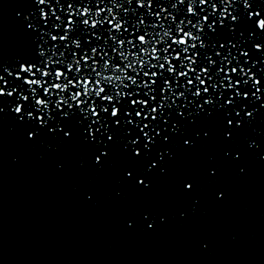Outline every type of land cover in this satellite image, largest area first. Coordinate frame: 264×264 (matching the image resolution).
Instances as JSON below:
<instances>
[{"label":"water","instance_id":"water-1","mask_svg":"<svg viewBox=\"0 0 264 264\" xmlns=\"http://www.w3.org/2000/svg\"><path fill=\"white\" fill-rule=\"evenodd\" d=\"M118 2L129 12L136 8L137 15L147 11ZM160 2L178 18L187 15V3ZM251 2L250 10L264 15V0ZM212 3L223 10L221 0ZM90 6L95 12V0ZM100 6L110 7L111 0ZM233 6L244 11L243 0ZM42 7L36 0H0V75L15 85L22 81L3 69L37 62L38 45L23 17L35 12L33 19L38 18ZM205 8V14L212 11L197 4L198 12ZM53 9L66 24L64 0H51L45 10L51 15ZM54 20L53 15L49 24ZM81 32L73 36L79 35L85 48L104 43L93 39L89 45L88 33ZM244 33L241 50L249 52L244 67L261 79L260 99L252 97L250 81L242 91L251 99L237 97L235 106H228L232 92L224 91L222 98L217 93L214 99L225 107L205 105L210 116L182 107L185 117L173 115L147 156L142 133L131 125V134L114 126L113 141L105 137L104 144L86 141L74 121L70 139L47 129L29 139L30 125L21 123L7 102L0 105V264H264V50L255 48L264 45V30L249 21ZM55 34L63 35V28ZM219 38L232 36L222 28ZM205 51L214 54L209 47L201 58ZM203 99L207 96L196 104ZM240 104L247 107L242 111ZM229 119L241 122L235 131ZM173 121H179L178 131ZM64 128L69 130L68 122ZM137 135L141 156L128 146Z\"/></svg>","mask_w":264,"mask_h":264},{"label":"snow or ice","instance_id":"snow-or-ice-1","mask_svg":"<svg viewBox=\"0 0 264 264\" xmlns=\"http://www.w3.org/2000/svg\"><path fill=\"white\" fill-rule=\"evenodd\" d=\"M50 2L36 0L38 5L45 6L39 8L38 18L33 19L37 17L35 12L23 17L25 30L34 34L38 45L37 62L20 63L16 71L3 69L7 76L22 81L19 85L0 75V105L7 102L19 121L30 125L29 139H35L44 129L53 134L59 130L70 139L73 121L86 141L97 144H104L105 137L113 141L115 127L126 134L138 129L146 150L143 155L147 156L151 146L158 143L156 137L167 131L173 115L185 117L182 107L192 106L197 113L210 116L213 113L207 111L205 105L212 110L217 106L225 107L214 99L217 93L222 98L224 91L232 92L228 106H235L237 97L260 99L262 81L251 68L245 69L249 52L241 50L246 42L244 26L249 21L264 30V15L250 10L251 0H243L244 11L233 6L234 0H221L222 11L215 3L209 4V0H178L179 4L189 5L187 15L182 18L164 7L160 0H126L129 5L135 3L138 9L147 10L139 15L136 8L129 12L118 0H111L110 7L100 6L104 0H95V12L90 6L93 0H64L66 24L56 14V9L51 15L45 10ZM85 3L88 6H84ZM197 4L211 7L212 11L205 14V8L198 12ZM157 8L159 11H153ZM171 8L179 11L176 3H172ZM116 9H121L124 15ZM53 15L55 20L49 24ZM61 28L64 34H55ZM222 28L232 39L221 42ZM81 29L88 33L89 45L93 39H103L104 43L85 48L79 35L73 36V33L82 35ZM101 30L107 32V37ZM209 47L214 54L205 51L201 58V50ZM255 48L264 50V45L256 44ZM241 57L245 58L243 62ZM250 81L255 89L252 97L242 91ZM204 96L207 99L196 104V100ZM5 97L11 99L5 101ZM178 101H183V106ZM246 107L240 104L242 111ZM3 110L0 106V112ZM247 115L251 117L253 113L249 111ZM65 122L69 124L68 131H65ZM240 123L233 125V121L228 120L233 131ZM172 128L178 131L179 121H173ZM140 143L141 137L137 135L128 145L136 156L142 155L137 148ZM101 154L108 153L102 151ZM97 162H100L99 156ZM139 183L143 185L145 181Z\"/></svg>","mask_w":264,"mask_h":264}]
</instances>
